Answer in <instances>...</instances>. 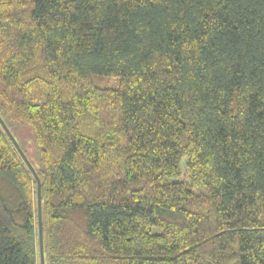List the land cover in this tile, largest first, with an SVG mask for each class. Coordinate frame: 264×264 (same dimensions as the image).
Masks as SVG:
<instances>
[{"label": "trees", "instance_id": "16d2710c", "mask_svg": "<svg viewBox=\"0 0 264 264\" xmlns=\"http://www.w3.org/2000/svg\"><path fill=\"white\" fill-rule=\"evenodd\" d=\"M0 117L45 264H264V0H0ZM38 249L0 126V264Z\"/></svg>", "mask_w": 264, "mask_h": 264}, {"label": "water", "instance_id": "95a60500", "mask_svg": "<svg viewBox=\"0 0 264 264\" xmlns=\"http://www.w3.org/2000/svg\"><path fill=\"white\" fill-rule=\"evenodd\" d=\"M0 126L2 127L4 132L7 134L8 138L10 139L12 144L14 145L15 149L20 154L22 160L24 161V163L26 164V166L28 167V169L30 170L32 175L34 176L36 183H37V227H38L39 264H45L44 250H43L42 219H41L40 180H39V177H38L37 173L35 172L33 166L31 165V163L29 162V160L27 159V157L25 156V154L21 150L17 140L15 139V137L13 136V134L11 133L9 128L6 126V124L4 123V121L2 120L1 117H0Z\"/></svg>", "mask_w": 264, "mask_h": 264}, {"label": "rangeland", "instance_id": "374dc122", "mask_svg": "<svg viewBox=\"0 0 264 264\" xmlns=\"http://www.w3.org/2000/svg\"><path fill=\"white\" fill-rule=\"evenodd\" d=\"M94 82L98 85L101 86H110V85H114L113 79H109V78H94L93 79ZM18 137L21 139V141L24 143L26 149H30L31 145H30V139H29V131L26 128L20 129L18 131Z\"/></svg>", "mask_w": 264, "mask_h": 264}]
</instances>
